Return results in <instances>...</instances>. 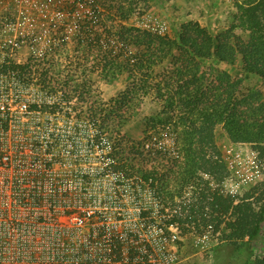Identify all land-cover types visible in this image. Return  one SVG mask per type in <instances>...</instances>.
<instances>
[{
	"label": "trees",
	"instance_id": "16d2710c",
	"mask_svg": "<svg viewBox=\"0 0 264 264\" xmlns=\"http://www.w3.org/2000/svg\"><path fill=\"white\" fill-rule=\"evenodd\" d=\"M149 8L148 0H30L18 13L34 22L32 28L0 41L7 43L2 46L6 57L17 56L19 48L31 51L23 65L14 62L2 72L15 73L24 87L34 85L33 108L41 114L94 128V136H87L94 141L88 153L99 152L117 186H145L161 202L187 190L191 195L182 212L188 214L174 213L165 225L182 229L193 246L194 231L205 236L202 229L215 222L214 233L224 223L228 247L234 250L244 239L250 245L264 222V189L263 204L255 209V183L235 202L205 177L217 180L228 173L216 142L218 127L230 143L249 144L264 154V96L204 62L232 66L240 59L244 74L264 82V0L236 4L229 26L219 33L193 22L160 32L145 14ZM95 76H122L124 88L105 100L93 87ZM148 102L154 109L144 119L142 135L121 134ZM123 162L131 163V173ZM164 179L179 194L167 191ZM150 214L148 224L162 229ZM252 264H264V248Z\"/></svg>",
	"mask_w": 264,
	"mask_h": 264
},
{
	"label": "built area",
	"instance_id": "2783aa9c",
	"mask_svg": "<svg viewBox=\"0 0 264 264\" xmlns=\"http://www.w3.org/2000/svg\"><path fill=\"white\" fill-rule=\"evenodd\" d=\"M1 18L13 29L6 32L0 26V37L16 31V18L0 13ZM152 23L160 32L167 31ZM4 66L0 64V80ZM9 75L19 88L12 93L8 84L0 83V92L7 95L0 100V264H170L173 257L167 253L165 223L155 224L162 229L152 228L148 218L141 217L144 226L119 230L115 222L125 220L124 213L115 211L119 187L113 193L87 187L86 175L82 186L70 185L82 173L69 170L71 163L65 161L80 154L74 140L87 139L85 133L77 123L58 115L44 120L52 117L53 122L71 124L67 132L53 123H40L42 115L48 114L33 108L37 89L33 84L24 87L15 73ZM31 87L37 96L29 106L23 92ZM18 111L25 122L16 116Z\"/></svg>",
	"mask_w": 264,
	"mask_h": 264
},
{
	"label": "rangeland",
	"instance_id": "374dc122",
	"mask_svg": "<svg viewBox=\"0 0 264 264\" xmlns=\"http://www.w3.org/2000/svg\"><path fill=\"white\" fill-rule=\"evenodd\" d=\"M25 0H0V13L6 14L11 13L12 16L19 12L21 4ZM150 3V8L146 11L148 18H152L155 24H159L160 27H165L169 33H172L175 28L180 27L183 23L193 22L197 23L201 27L208 28L213 33H219L223 29L227 28L230 24L231 13L236 12V4H241L245 0H148ZM44 21V18H42ZM34 23L31 19H23L17 17L15 19V30H20L22 27L32 28ZM0 26L6 27V21L0 19ZM6 27L5 31H12L13 26L9 25ZM44 27L40 31H44ZM239 33V31H236ZM7 35V33L5 34ZM7 43L3 40L0 41V64H9L15 62L16 64L23 65L26 58V55L29 51L25 47L19 48L14 56L12 54L9 57H6V54L3 52L2 46H5ZM13 53V52H11ZM2 54V55H1ZM204 66L214 67L219 70L227 71L233 79H241L242 89H257L263 93L264 96V82L258 78L244 74L241 69L240 59L232 65H225L217 60L211 59L204 62ZM2 75L0 83H5L10 86L12 93L15 89H18L15 80H12L13 75H9L7 71ZM94 89L97 92V95L107 100L115 97L121 90H123L125 85L124 77L118 76L116 79L111 78H102L101 76H95L92 80ZM7 91V94L9 93ZM36 90L34 87L28 88L27 91L23 92L25 100L29 106L34 104V99H36ZM11 95V94H9ZM7 99V95L0 92V100ZM50 104L52 102H49ZM154 107L148 102L140 106L136 112V115L132 117L124 128L121 129V134L128 135L129 137L138 138L140 137L143 131V122L145 117L149 116V113L153 111ZM16 112V108L12 109ZM50 111V110H49ZM16 116H22V122H25V118L21 114V111H18ZM43 120L40 123L50 122L54 125H57L56 128L60 131L67 132L72 126L71 124L64 122H53L52 117L48 120H44L49 115H42ZM17 120V117H14ZM37 120V117H35ZM44 121V122H43ZM52 121V122H51ZM31 123V122H29ZM33 123H36L33 122ZM76 127L81 131L82 135L94 136L95 131L92 127H87L86 124L79 122ZM216 142L217 145L222 147V153L224 161L228 167V173L222 174L217 180L210 177H205L209 182H213L212 188L219 191L220 195L231 196L233 199L239 201L244 197V194L249 191V189L256 184L255 194L253 199V204L255 209H258L260 205L263 204V199L259 193L264 189V154L254 150L249 144H232L228 141L222 128L216 129ZM75 146L77 149L81 150L80 154L74 156L72 159H67L66 163H71L68 166L69 170L73 172L75 170L81 171L79 178L71 181V186H82L84 181V176L86 175V185L87 187H100L105 191H111L113 193L114 187H119L121 193L116 195L119 197V200L116 201L115 211L122 212L125 214V220L121 222H115L117 229L131 228V227H141L145 225L146 218L148 217L150 211H153V218L156 219V223L159 224L167 223L171 220L172 214L180 213L183 211L185 203L183 201L188 200L186 197H190V193L187 190L182 193L181 197L174 198L173 200L167 199L166 202H161L156 197L148 191V188L145 186L140 187H131V186H115L116 177L113 173L108 172L111 170L110 165L102 163L100 160L99 152L95 154L88 153L89 145H93L94 141L91 139H75ZM124 171L126 173H131V163L123 162ZM121 166V165H120ZM97 173L94 175L93 173ZM105 173V174H104ZM107 173V174H106ZM114 175V176H113ZM164 184L162 186L167 187V191H172L173 194H179L178 191L171 185L167 184V180L164 179ZM257 182V183H256ZM253 184L252 186H250ZM169 187V188H168ZM254 187V186H253ZM163 189V188H162ZM115 195V196H116ZM165 195V193H164ZM166 198L168 195L166 194ZM258 198V200H257ZM114 209V207H112ZM197 209H194L196 211ZM206 212L208 207L205 208ZM146 213V214H144ZM188 214V209L182 212V215ZM207 220L211 221L210 216L205 215ZM145 220H143L142 218ZM215 217V216H214ZM229 219V215L225 218H220V220ZM161 220V223H160ZM190 220V217L188 218ZM199 220V219H198ZM213 222V221H211ZM216 223V222H215ZM209 223L205 230L206 235L203 236L199 232L195 233L192 237L194 246L189 241V236L183 232L182 229L174 226L165 225V237L167 238L170 249L167 251L168 255H172L173 260H170V264H252L256 257L262 255L264 248V222L262 223L260 236L253 241L250 245L244 239L243 242L239 243V247L234 250L231 247H228V244L223 236V226L222 222L219 230L214 233V224ZM164 227V225H163ZM169 227V228H168ZM204 233V234H205ZM175 234L176 239L172 238V235Z\"/></svg>",
	"mask_w": 264,
	"mask_h": 264
}]
</instances>
